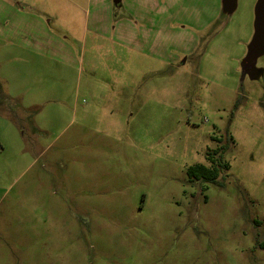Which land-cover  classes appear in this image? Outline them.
<instances>
[{"label":"rangeland","instance_id":"obj_1","mask_svg":"<svg viewBox=\"0 0 264 264\" xmlns=\"http://www.w3.org/2000/svg\"><path fill=\"white\" fill-rule=\"evenodd\" d=\"M257 3L0 0V264H264Z\"/></svg>","mask_w":264,"mask_h":264},{"label":"water","instance_id":"obj_2","mask_svg":"<svg viewBox=\"0 0 264 264\" xmlns=\"http://www.w3.org/2000/svg\"><path fill=\"white\" fill-rule=\"evenodd\" d=\"M118 2V0H117ZM237 0H222L225 9H234ZM264 47V0H258L256 6L255 34L249 44V51L244 58L247 69H255V63Z\"/></svg>","mask_w":264,"mask_h":264},{"label":"trees","instance_id":"obj_3","mask_svg":"<svg viewBox=\"0 0 264 264\" xmlns=\"http://www.w3.org/2000/svg\"><path fill=\"white\" fill-rule=\"evenodd\" d=\"M216 152L221 153L220 157L217 160L218 162L216 165L214 164L212 167H210L203 163H200V164L192 165L187 169V173L191 179L215 182L221 172V169L223 168L228 169L230 167V164L228 162H224L221 159L222 157L221 155L223 154L222 150L220 151L219 149H217ZM209 158L215 160V158L212 157L211 155L209 156ZM256 224L264 225V221L256 220ZM261 246L264 247V242L261 243Z\"/></svg>","mask_w":264,"mask_h":264},{"label":"crops","instance_id":"obj_4","mask_svg":"<svg viewBox=\"0 0 264 264\" xmlns=\"http://www.w3.org/2000/svg\"><path fill=\"white\" fill-rule=\"evenodd\" d=\"M119 1H121V0H118V2ZM36 19L39 20V18H36ZM40 47H43L45 50H47L46 48L50 49L49 43H46V44L43 43L42 45H40ZM36 52H41V51L40 50H37Z\"/></svg>","mask_w":264,"mask_h":264}]
</instances>
